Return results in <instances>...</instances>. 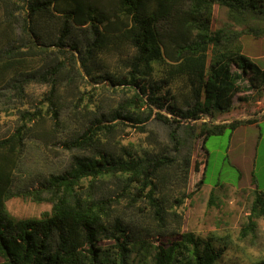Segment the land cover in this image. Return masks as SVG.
<instances>
[{"label": "trees", "instance_id": "16d2710c", "mask_svg": "<svg viewBox=\"0 0 264 264\" xmlns=\"http://www.w3.org/2000/svg\"><path fill=\"white\" fill-rule=\"evenodd\" d=\"M216 4L241 27L212 28ZM243 34L264 36V0H0V107L19 114L0 136V264H134L130 254L140 248L152 264H216L226 245L179 231L175 208L202 187L207 138L254 123L262 110L214 122L235 99L254 107L264 97V66L242 52ZM107 55H116L114 68ZM156 65L161 80L149 81ZM176 79L188 87L182 105L164 90ZM77 80L123 94L84 118L90 107L66 96ZM33 85L46 89L33 109H21ZM152 114L169 128L168 142L138 150L117 136L125 125L147 131ZM54 133L64 149L87 153L73 154L62 171L25 175L24 151L47 147ZM251 192L241 236L255 231L256 218L264 222V190ZM13 196L50 209L13 218L6 207ZM156 230L167 239L149 243Z\"/></svg>", "mask_w": 264, "mask_h": 264}, {"label": "rangeland", "instance_id": "374dc122", "mask_svg": "<svg viewBox=\"0 0 264 264\" xmlns=\"http://www.w3.org/2000/svg\"><path fill=\"white\" fill-rule=\"evenodd\" d=\"M223 25H230L233 28L241 27L231 21L225 7L216 4L213 6L211 27L217 28ZM240 41L242 52L259 66H264V36L243 34ZM105 58L109 63V68H114L116 55H107ZM160 76L161 72L156 65V71L148 80L159 82ZM76 85L77 89L74 94H66L67 101L78 102L79 108L81 105L87 104L90 107L89 111L80 110L82 113L85 112L82 114L84 118L91 117L95 111L101 110V108H96V105L106 106L123 94L119 90L120 86H106L107 90H103L99 84L81 80H77ZM29 89L32 90L34 97L31 101L20 105L21 109L25 107L33 109V105L41 99L42 91L46 87L33 85ZM166 89L169 94L176 97L178 105L183 104L188 87L184 86L182 79L171 81L164 86V90ZM259 109H264V97L254 107H245V104L235 99L233 109L228 113L220 114L214 119V122L252 115ZM153 111H160L167 117H173L167 109L154 108ZM255 116L257 120L254 123L239 125L232 131L226 130L222 134H213L207 138L205 146L208 150V159L202 187L191 198H186L181 206L175 208L180 215L178 218L179 231H190L201 239L219 237L220 239L214 242L215 245H226L216 264H261L260 261L264 259L263 220L256 218L255 231L241 236V228L249 214L251 191L254 187L264 190V117ZM124 122L132 123L126 120ZM18 123L19 114L16 107L11 109L0 107V136L9 134ZM46 123L49 121L47 120ZM144 123L147 131L141 132L135 127L125 125L118 131L117 136L124 144L129 145L130 142L138 150L150 149L152 145L158 146L155 140L159 141L160 145L168 142L169 128L163 122L155 119L154 114ZM180 123L185 124L187 121L182 120ZM189 123L198 122L189 121ZM178 130L183 132L185 128L180 127ZM69 132L65 127L59 135L64 137ZM58 139L59 136L54 133L46 141L47 147L42 145V149H39L29 146L24 151L25 175L33 170L42 173L62 171L71 163L73 154L87 153L75 149L66 150L58 143ZM196 149L200 150L199 144H196ZM212 187L218 189L215 192L216 196L210 201ZM139 203L142 204V202ZM6 207L13 218L37 217L41 211L50 209V203L46 201L37 203L27 197L13 196L7 200ZM166 220L168 225L176 226L174 217L171 215L167 214ZM159 231L161 234L165 233L163 229ZM157 232V230L154 231L149 237L145 235L146 240L155 244L158 240L165 241L167 239V236L158 235ZM109 242L108 240L103 241L104 244ZM222 242H226V244ZM130 260L134 264H152L151 254L145 253L142 248L133 250Z\"/></svg>", "mask_w": 264, "mask_h": 264}, {"label": "crops", "instance_id": "0c3cea01", "mask_svg": "<svg viewBox=\"0 0 264 264\" xmlns=\"http://www.w3.org/2000/svg\"><path fill=\"white\" fill-rule=\"evenodd\" d=\"M264 112V109H262L260 112H258L257 114H255V115H261L262 113ZM254 114H252V115H248V116H253ZM244 117H247V116H242L241 118H244ZM256 120H257V117H256Z\"/></svg>", "mask_w": 264, "mask_h": 264}]
</instances>
